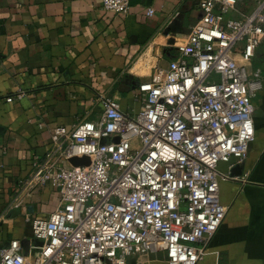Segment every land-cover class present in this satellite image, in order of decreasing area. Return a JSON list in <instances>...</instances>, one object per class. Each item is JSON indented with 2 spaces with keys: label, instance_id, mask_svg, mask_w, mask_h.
I'll list each match as a JSON object with an SVG mask.
<instances>
[{
  "label": "built area",
  "instance_id": "built-area-1",
  "mask_svg": "<svg viewBox=\"0 0 264 264\" xmlns=\"http://www.w3.org/2000/svg\"><path fill=\"white\" fill-rule=\"evenodd\" d=\"M94 1L117 13L130 7L129 0ZM197 4L202 14L186 41L139 84L137 111L99 94L96 119L52 127L22 188L50 185L57 204L27 218L39 244L24 253L20 239L9 240L0 264H129L156 251L169 264L204 258L228 210L220 181L233 178L218 163L242 161L255 137L263 73L252 59L264 44V0L237 16V0ZM84 155L89 164L69 162Z\"/></svg>",
  "mask_w": 264,
  "mask_h": 264
},
{
  "label": "crops",
  "instance_id": "crops-1",
  "mask_svg": "<svg viewBox=\"0 0 264 264\" xmlns=\"http://www.w3.org/2000/svg\"><path fill=\"white\" fill-rule=\"evenodd\" d=\"M197 1L129 0V10L117 13L94 0H0V248L13 238L24 253L39 244L27 218L57 204L50 185L22 188L33 160L50 146L52 127L96 119L103 110L99 94L137 111L139 84L167 64L201 17ZM257 1L237 0L233 15ZM252 67L263 73L255 137L242 161L218 163L220 172L233 176L220 181L228 210L197 264H264V44ZM20 90L22 98L5 99ZM131 260L169 264L163 251Z\"/></svg>",
  "mask_w": 264,
  "mask_h": 264
},
{
  "label": "water",
  "instance_id": "water-1",
  "mask_svg": "<svg viewBox=\"0 0 264 264\" xmlns=\"http://www.w3.org/2000/svg\"><path fill=\"white\" fill-rule=\"evenodd\" d=\"M115 141H118V138H115ZM69 162L72 165H86V164L90 163V158L87 155H84V156H73V157L69 158ZM239 168H240V165L236 164L233 167V170H237ZM129 264H136V261L135 260H131Z\"/></svg>",
  "mask_w": 264,
  "mask_h": 264
},
{
  "label": "rangeland",
  "instance_id": "rangeland-1",
  "mask_svg": "<svg viewBox=\"0 0 264 264\" xmlns=\"http://www.w3.org/2000/svg\"><path fill=\"white\" fill-rule=\"evenodd\" d=\"M149 60H150V59H149ZM157 68H159V66H155L154 71H155ZM154 71H153L152 73H154Z\"/></svg>",
  "mask_w": 264,
  "mask_h": 264
}]
</instances>
